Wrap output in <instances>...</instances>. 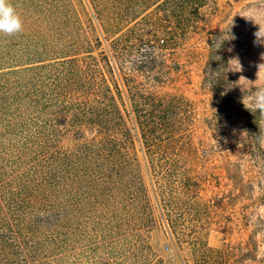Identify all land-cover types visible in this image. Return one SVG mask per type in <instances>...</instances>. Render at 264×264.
<instances>
[{"label":"trees","instance_id":"1","mask_svg":"<svg viewBox=\"0 0 264 264\" xmlns=\"http://www.w3.org/2000/svg\"><path fill=\"white\" fill-rule=\"evenodd\" d=\"M8 2L22 30L0 33V264H168L149 243L160 222L179 261L185 244V264L210 259L195 178L200 120L193 101L167 89L179 39L206 29V0ZM209 34L211 46L219 33ZM227 61L224 47H209L201 88L212 119L239 137L247 130L233 148L264 163L260 117L231 88L237 78L227 72L210 89V71L220 76Z\"/></svg>","mask_w":264,"mask_h":264},{"label":"rangeland","instance_id":"2","mask_svg":"<svg viewBox=\"0 0 264 264\" xmlns=\"http://www.w3.org/2000/svg\"><path fill=\"white\" fill-rule=\"evenodd\" d=\"M205 3L199 21L201 28L206 29L179 39V46L174 52L176 64L167 82L168 90L183 94L195 103L200 120L194 139L200 154L199 159L195 161V178L202 203L199 223L203 225L204 239L211 250L210 259L203 264H264V206L261 199H258L262 194L261 188H264V163L255 164L233 148L234 144L241 141L240 137L235 130L233 131V124L224 128L213 121L209 106L211 96L201 88L203 71L209 56L207 44L209 33L220 35L221 30L226 29L231 23L232 17L231 31L236 38L226 41L222 47L228 60L238 56L244 68L243 72L232 74L237 80L241 75L249 80L256 79V65L264 62L261 61L264 45L254 44V33L258 26L246 21L239 13L253 8L264 10V0H206ZM87 10L89 17L94 20L93 9L88 7ZM169 26L172 31L176 30L179 33L176 27L166 23L168 30ZM155 30H157L154 32L155 37L165 35L162 28ZM224 117L233 119V101L231 105L228 104V111ZM209 125H214L211 126L214 129L209 128ZM260 142L264 146V140L260 139ZM138 156L141 174L159 222L154 193L156 184L154 180L151 181L147 162L140 151ZM173 176L170 178L171 192L173 201L177 202ZM240 181L248 184L251 181L254 188L241 190L238 187ZM182 202L185 203V200ZM189 208L193 210V207L186 206V209ZM160 223L161 225L155 227L150 235L152 252L168 264H185L190 260L188 244H185L184 250L181 251V262L172 250L170 234L166 233L164 224ZM251 258H255L256 263L251 262Z\"/></svg>","mask_w":264,"mask_h":264},{"label":"clouds","instance_id":"3","mask_svg":"<svg viewBox=\"0 0 264 264\" xmlns=\"http://www.w3.org/2000/svg\"><path fill=\"white\" fill-rule=\"evenodd\" d=\"M239 15L244 18L246 21L253 23L258 26V30L254 33L255 40L254 44L264 45V10L261 9H246ZM233 27V17L231 23L224 30H221V34L218 37L213 39V44L209 46L214 51H218L226 41L234 40L236 37L232 33L231 29ZM22 30V22L19 15L16 13L13 6L8 2V0H0V33L4 34H14ZM231 51V49H229ZM219 60L220 57H215ZM261 61H264V54L261 55ZM256 79L249 80L247 77L241 75L239 79L233 83L231 88L238 87L242 92L240 102L243 104L245 110L250 112L254 117L256 114H259L260 122L257 123L260 132L257 135L258 139L264 140V62H261L256 65ZM226 71L222 72L220 76L216 75V72L210 71L209 86L210 89L213 85L212 80L217 81L223 74L227 72L232 73H241L244 71L243 65L238 56L231 57L226 66H223L221 69ZM226 79V76H225ZM241 82H244L243 84ZM246 85V86H245ZM228 88V89H231ZM211 103V98L209 100V106ZM245 133H248L247 130H242L240 132V137ZM240 143H238L239 145Z\"/></svg>","mask_w":264,"mask_h":264}]
</instances>
